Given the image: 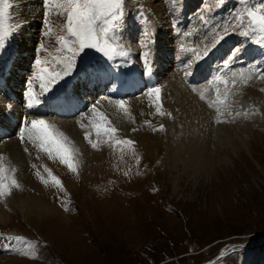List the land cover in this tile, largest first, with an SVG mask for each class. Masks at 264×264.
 <instances>
[{
  "label": "rangeland",
  "instance_id": "obj_1",
  "mask_svg": "<svg viewBox=\"0 0 264 264\" xmlns=\"http://www.w3.org/2000/svg\"><path fill=\"white\" fill-rule=\"evenodd\" d=\"M23 1L0 3L5 13L0 23L5 30L11 28L0 48V82L8 68L27 62L29 72L19 85L39 81L43 98L38 102L63 96L88 103L57 117L38 109L25 111L21 132L12 130L10 138H0V145L14 139L29 154L32 120L49 125L65 121L69 125L64 122L54 131L64 134L60 139L76 169L63 163L55 149L51 155L45 152L48 161H41L43 168L33 170L35 175L31 166L23 172L31 186L16 178L19 167L13 160L9 169L4 167L5 176L26 189L16 192L18 187L9 182L11 194L0 196V264H264V44L256 42L261 34L251 31L246 15L243 24L237 19L245 4L123 0L121 17L107 25V39L126 55L109 57L85 49L77 52L69 75L48 84V74L33 78L35 69L63 76L72 59V52L61 50L57 42V37L67 36L61 27L65 18L48 0H38L42 19L35 56L14 62L19 50L13 42L15 13L24 9ZM261 3L264 0H248V6ZM46 20L52 29L49 36ZM99 37L103 47L105 34ZM93 73L110 82L101 87L96 80L95 94L79 84ZM142 75L147 77L141 80ZM168 76L185 88L180 94L204 105L206 123L195 127L200 120L187 114L186 132L179 133L176 114L166 105L174 101L173 95L166 94L161 83V77ZM72 81L78 83L82 99L70 89ZM122 84H133V94L119 97ZM154 87L160 89L159 101L157 96L144 97ZM18 93H25L23 86ZM12 121L0 109V125L9 132ZM68 127L77 134L66 133ZM111 128L116 131L105 132ZM43 189L41 197L37 191ZM44 204L54 212L41 213Z\"/></svg>",
  "mask_w": 264,
  "mask_h": 264
},
{
  "label": "snow or ice",
  "instance_id": "obj_2",
  "mask_svg": "<svg viewBox=\"0 0 264 264\" xmlns=\"http://www.w3.org/2000/svg\"><path fill=\"white\" fill-rule=\"evenodd\" d=\"M3 2L4 0H0V3ZM48 2L53 4L58 10L57 15L65 18V23L61 27L66 31L67 36L61 35L57 37V42L61 45V50L67 49L72 52V59L69 60L66 67H64L63 76L60 73L49 74L47 68L40 69L41 73L48 74V84H55L59 80H62L64 76L69 75L73 68L72 61L75 59L77 52H83L85 49H97L104 52V54L109 57L112 55H126L125 52L117 51L118 46H113L107 39V32L109 31L107 25L121 17L123 0H48ZM241 3L245 4V8L242 13L238 14L237 19L243 24L246 15L248 18V27L251 31H259L261 34L256 42L264 44V3H261L258 7L255 5L248 6V0H241ZM4 14V9L0 8V21H2ZM45 23L46 27H48L45 35L49 36L51 35L52 29L47 25V20ZM99 24H103L104 27L98 29ZM100 32L105 34L103 47H100ZM10 34L11 28L5 30L3 24L0 23V48H3L5 39ZM243 34L249 35V32L245 31ZM69 37L74 39L70 40ZM41 48H43V45H41ZM73 48H75V50H73ZM41 63L42 61L40 60L36 61L38 66L41 65ZM40 78L43 79V75H41ZM149 92L151 94H156L157 99H159V88L154 87L150 89ZM117 103L120 108L123 109L125 107L123 101H118ZM29 106H31V101ZM93 111H95V106H93ZM157 111L160 112L159 106ZM160 114L164 115L163 112H160ZM54 128V125H49L44 120H33L31 122V127L28 129L29 138L34 142L39 140L41 142L40 147L44 151L49 152L50 155L52 150L55 149L60 153L61 161L68 164L72 171H76L75 167L70 162L69 149L64 146L60 139V137H63V133L55 132ZM97 130L99 132V125H97ZM159 130H164L163 125L160 126ZM115 131V128L105 129L106 133ZM23 138L22 134L21 139ZM89 142L91 143V141ZM123 143L132 144L133 142L123 141ZM92 146L96 147L95 144ZM5 171V168L0 165V196L11 194L9 184L3 182L7 179ZM53 179L56 180V183H60L55 177H53ZM10 184L11 186L19 187V184L14 177L11 178ZM13 239L16 241L23 240L22 237H14Z\"/></svg>",
  "mask_w": 264,
  "mask_h": 264
},
{
  "label": "bare ground",
  "instance_id": "obj_3",
  "mask_svg": "<svg viewBox=\"0 0 264 264\" xmlns=\"http://www.w3.org/2000/svg\"><path fill=\"white\" fill-rule=\"evenodd\" d=\"M22 4L24 5L23 6L24 9H18V11L15 13V23H16L17 28H16V33H15V36L16 37H15V39H14L13 42H14V45L15 46L16 45L18 46L19 50H17V52H16V54L14 56V62L26 61L27 58H31L32 59L33 58L32 56H35V48H36V43H37L36 39H38L37 38V33H38L37 28H40L39 26L41 25V19H42L41 11H39L38 9H36V4H38V0H25V1L22 2ZM155 9L158 12H160V11L162 12V10H160L158 8H155ZM162 63H164V62H162ZM19 66L20 67H17V68H8V70L6 71V76H4L3 79H1L0 88L1 89H4V91H11L12 90L14 94H17V99H19V100L22 101V104H23L22 107H23V109L26 108V111H28V112L31 111V112H34V113H38V112H36L37 109H38V104L37 103H38V100H40V99L43 98L39 94V91L37 90V86L39 85V81L36 82V83H34L33 81H31L30 84L27 83V85H26V83H25L23 85H19L20 83L25 82L24 81L25 80L24 75H25L26 72H29L30 63L25 62L22 65L19 64ZM163 70L164 69H162L161 71H163ZM40 73L41 72L38 69H35L34 75H33L34 77L33 78H37V79L40 78L41 77V74ZM170 76H168V78H165V79H164V77H161V80H162L161 83H162V87H163L165 93L166 94H169V95H173L172 97H173L174 101L173 102H168L166 105L172 106V110H173L172 112L174 114H176V117H175V115H174V117L176 118L175 120H178L177 123L179 124L180 131L178 129L177 130L179 131V133H183V131L186 132L187 124L185 125V122L186 121L189 122L188 119H190L191 116L194 117V120L195 119L200 120L199 124H197V126H195V127L200 126L201 124H203V122L206 123V118H207L206 115H208V114L205 115V112L203 111L204 110L203 109V106L204 105L202 103H200L199 101L197 102L195 99H193L195 97L191 98L190 96H187L185 94H183V95L180 94V93H182L181 92L182 91L181 88H183V89H185V88L180 83H177V81L171 79L173 76L171 78H170ZM105 79H107V78H103L102 80H105ZM95 81H96V79H92L87 84L94 83ZM97 82L98 81H96L95 83H97ZM22 86H23V89H25V93L26 92H29V94L27 96H26L25 93H21V94L18 93V88H21ZM183 92H184V90H183ZM30 93L32 94V96L30 95ZM126 93H127V91H126ZM246 93H248V92L246 91ZM246 93H244V95ZM177 94H178V96L179 95H182L183 97L178 98ZM6 95L7 94H5V96H4L5 97V100H4L3 97L0 99V109H3L4 110V113H6L7 115H9L10 114L9 108H11L12 118H10V119H12V120L18 119L19 116H21L23 118V114L22 113H25V112L22 109V107L21 106L19 107V106L12 105L11 104V101L7 98ZM148 96L154 97V96H156V94L144 95V97H148ZM186 96H187L188 99H186ZM120 97H122V94H121ZM163 99H164V97H163ZM145 100H148V99H145ZM30 101H31V106H29ZM157 101H159V100L157 99ZM152 105H153V103H152ZM162 105L160 104L161 107H162ZM153 106H155V105H153ZM110 108L111 107H106V110H108ZM104 114H106V113H104ZM187 114L190 117H188ZM161 116H163V115H161ZM106 117H108V115ZM196 117H198V118H196ZM263 118H264V116H263ZM191 119H193V118H191ZM64 122L55 120V122L54 123L52 122L51 124L52 125L54 124V126H55V124H57L55 126V129L56 130H59L60 129L59 127L61 126L60 124H62ZM112 122H113V120H112ZM174 124H176V122H174ZM67 125H69V124L68 123L66 124V122H65L64 126L66 127ZM117 125H118V122H117ZM189 127H190V125H189ZM13 128L14 127H10V131H12ZM64 129H62V130H64ZM67 131L68 132H66V133H69V135L72 134V136H75L77 134L75 132V129L73 127H68V130ZM67 137H68V135H67ZM28 140H31V139L29 138V139H27V141ZM27 141L25 143H27ZM33 142L34 141L32 140L31 142L29 141L27 143L29 145L28 147H30L28 149V151H30L29 154H27V152L24 153L25 150L23 149L24 151H22L21 150L22 148L17 144V142L14 139L12 141L5 142V143H2L0 145V165H2L3 167H7L8 168L10 162L13 160L14 161V164L17 167H19L18 170L16 169V172L14 174H16V178L17 177L19 178L20 183L22 181H23L22 183H24V184L26 183L25 186H31V184H32V182L29 180L28 176L25 175V174H23V172H25V169H27L28 166H31L32 167L31 168V172L33 173L31 175H35V173L33 172V170L35 171L36 169L38 170L40 167H42L43 164L41 163V161H48L47 157H45V155H44V154H46L45 153L46 151H44L40 147V143L41 142L39 140H36V143H34V144H33ZM76 145L78 146V144H76ZM75 150H77V149H75ZM36 158H39V159H36ZM11 163H13V162H11ZM51 164H55V163H51ZM44 167H45V165H44ZM28 168H30V167H28ZM57 169H59V168L57 167ZM44 172H46V171H44ZM9 174H11V173L9 172ZM10 179H11V175H9L7 177L6 182H4V183H8L9 184ZM20 183L18 182V184H19V187L18 188L19 189L17 188V191L16 192H18L19 190L22 191V190L26 189V187H23V185H21ZM43 192H44V189L41 190V191L40 190L37 191V193L41 197L43 196ZM49 206L46 205V204H44L43 210H40L41 213L43 212L44 214H49V213L54 212L53 211L54 209H51L50 208L51 206L50 207ZM35 211H37V210H35ZM61 219H65V217L62 216ZM61 219H59V220H61Z\"/></svg>",
  "mask_w": 264,
  "mask_h": 264
}]
</instances>
